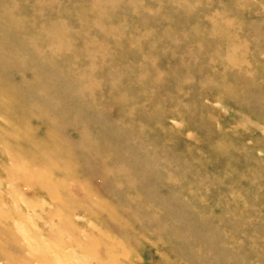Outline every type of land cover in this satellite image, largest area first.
Masks as SVG:
<instances>
[{"label":"rangeland","instance_id":"obj_1","mask_svg":"<svg viewBox=\"0 0 264 264\" xmlns=\"http://www.w3.org/2000/svg\"><path fill=\"white\" fill-rule=\"evenodd\" d=\"M40 1L22 33L77 32L44 66L89 89L0 112V264H264V0Z\"/></svg>","mask_w":264,"mask_h":264},{"label":"bare ground","instance_id":"obj_2","mask_svg":"<svg viewBox=\"0 0 264 264\" xmlns=\"http://www.w3.org/2000/svg\"><path fill=\"white\" fill-rule=\"evenodd\" d=\"M23 1L24 0H0V70L2 72H4L5 74H7V76L10 78V79H8V78L5 79V81H6L5 84H2L0 82V112H3L6 115V117L8 118V117H10L11 113H13V108H15L17 110L18 116L21 119L20 120L21 122H24L26 119L32 118L33 117L32 112H37V115L41 116L42 118L39 120H38V118H34V119L37 120L38 122L40 121L39 122L40 125H41V123H43V125L47 124L51 127H55V123L52 120L53 118L51 119L46 114L52 113V112H55V113L56 112H58V113L66 112L67 109L65 106L61 105L60 102H59V104H57V103L55 104V103L51 102L49 99H51L52 97L55 99H58V97L56 98L54 96L57 93H61V92L57 91V89L62 88L61 86H59L60 88H58V82L59 81H65L63 79L68 78L70 80L72 79L77 84V81L79 83L80 78L75 77L76 75H72V73H70V71H71L70 67L67 65V63L69 64L68 61H66V63H64L65 64L64 66L67 65L66 68H68V69H65L64 71H59L58 74L56 75V73L53 71V68L51 66L47 65L48 69L46 66H44V61H45L44 58L46 59V62L48 64L55 63L52 58H55L56 56H59L60 54L65 55V56H61L62 61L64 60V58L66 56L70 58L69 60H71V56H73L72 51L74 50V46L71 43V41L67 40V37L72 39V37H75V36L77 37L79 34L75 31L69 33L68 31H70V30H68L67 28L63 29V30L57 29L59 27L53 26V25L51 28H48L46 26L47 29H45V27L43 26L44 28L41 27L42 29L39 30V32L32 33V35H29V36H28V34L26 35L25 32L23 34L22 30H21L22 24L17 23L14 15H13L14 11L23 10L24 6H22V5H23V3L25 4V2H23ZM41 1H40V3H41ZM21 2H23V3L21 4ZM97 2H95V3H97ZM38 5L39 4L37 1L36 6H38ZM92 7H94V6H92ZM92 7H91V9H92ZM18 21H20V20L18 19ZM30 23L34 24V22L33 23L30 22ZM39 23L40 22H37L38 25H39ZM27 24H29V23H26V26H27ZM38 25H36L37 30L40 29V28H37ZM38 27H40V26H38ZM25 29H27V28H25ZM109 31H111V30H109ZM66 35H67V37H66ZM80 45L81 46L79 47L80 48L79 50H82V49L85 50L86 49V43L81 41ZM77 50H78V48H77ZM28 56L30 57L31 62L33 64L27 71H25V74L26 73H28V74H27V77H24L21 74V72L23 73L24 71H20L19 69L21 67H23L24 65H26V63L28 61L27 60ZM45 56H47L48 58H46ZM45 67H46V69H45ZM18 72H20V73H18ZM5 74H4V76H5ZM2 75H0V76H2ZM4 76H2V77H4ZM43 77L46 78V83H44V84L42 83V81L45 80ZM2 81H4V80H2ZM88 86L87 85L82 86L79 83L77 86V89H75L74 92L76 93V95L79 93L81 94V93L85 92L84 90H86ZM88 89H89V87H88ZM28 90L32 93L31 95H33L32 96L33 98L37 97V98H39V100H41L43 102L41 104L36 103V101H34L36 104L34 102H30L28 99L30 96L27 95L29 93ZM64 90H66V89H64ZM63 93H61V94H63ZM79 95H77V96L79 97ZM26 101H28V103H26ZM55 101H57V100H55ZM63 115H65V114H63ZM53 116H55V114H53ZM55 117H57V116H55ZM58 121H60V119H58ZM23 130L26 131V134H25V140H26L25 143L26 144H29L30 146L35 147L38 150L41 149L43 144H46L47 147L44 146L45 148H47L46 150L51 155H53V156L56 155V153H54V149L52 147L53 143L55 141L54 139H49V140L41 139L40 137L37 136V132H32V130L30 129L29 126L24 127ZM38 132H42V131L39 129ZM1 133H2V130H1ZM45 136H46V134H45ZM20 140H22V139H20ZM39 152H40V157H38V159L41 161H47L44 157V153L42 151H39ZM46 163H49L52 165L54 164L53 161L51 160V158ZM39 164L41 165V163H38V165ZM99 165H100V163H99ZM103 169H105V167ZM111 170H113V169H111ZM111 173L113 174V171ZM115 175H116V173H115ZM102 176H103V174H102ZM143 180H144V178H143ZM114 181H116V180H113L112 183H114ZM128 183H129V181H128ZM115 184H116V182L114 183V185ZM126 199H128L127 196H126ZM71 254L73 255V253H71ZM43 261H45V260H43ZM44 263H40V264H44ZM35 264H39V263H35Z\"/></svg>","mask_w":264,"mask_h":264}]
</instances>
